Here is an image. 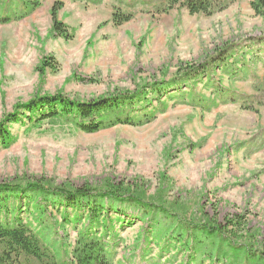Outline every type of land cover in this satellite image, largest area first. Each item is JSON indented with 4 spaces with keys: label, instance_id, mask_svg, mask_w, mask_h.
I'll return each mask as SVG.
<instances>
[{
    "label": "rangeland",
    "instance_id": "rangeland-1",
    "mask_svg": "<svg viewBox=\"0 0 264 264\" xmlns=\"http://www.w3.org/2000/svg\"><path fill=\"white\" fill-rule=\"evenodd\" d=\"M218 1L211 14L191 15L181 0H0V186L115 180L141 188L183 226L231 220L233 241L254 240L264 252V11L253 0ZM53 14L68 39L53 31ZM115 14L131 18L117 25ZM230 43L239 50L209 77L174 83ZM131 95L134 123L95 133L62 115L29 119L27 109L44 97ZM26 191H6L16 193L0 222H21L42 255L11 264L69 263L85 238L101 239L108 264H220L125 204L90 216Z\"/></svg>",
    "mask_w": 264,
    "mask_h": 264
},
{
    "label": "trees",
    "instance_id": "trees-1",
    "mask_svg": "<svg viewBox=\"0 0 264 264\" xmlns=\"http://www.w3.org/2000/svg\"><path fill=\"white\" fill-rule=\"evenodd\" d=\"M183 6L189 14H211L213 9L223 3L218 0H181ZM252 7L255 12L264 11V0H253ZM54 7V11H56ZM128 14H115L114 22L120 25L130 20ZM53 31L59 36L68 39L70 34L65 30L60 22L55 19L53 14ZM261 42L262 38H258ZM260 45H264L263 43ZM239 46V47H238ZM254 47V46H253ZM252 47V48H253ZM264 47V46H263ZM261 47L264 51V48ZM240 48L238 43H230L216 50L213 56L199 66L191 67L181 71L174 83H194L204 76L209 77L213 67L226 64L227 57L237 52ZM158 89L153 92L157 93ZM135 97V96H134ZM131 96H116L112 99H99L92 102L73 103L63 97H44L28 106L29 119L31 116L40 113V120L46 118H58L61 115L68 118L82 132L95 133L97 131L113 127L118 124H132L133 118L129 115L134 111V105L139 104L138 98ZM232 99L231 94H221V99ZM144 103V96L141 98ZM142 107V106H141ZM59 108L61 111L59 112ZM47 111V112H46ZM59 112V114H58ZM60 115V116H59ZM0 134L5 135L6 130L0 129ZM35 193L43 198H48L54 202L62 201V205L70 207H85L90 216L98 215V211L106 206L115 209L119 204H125L127 208L142 212L147 215L148 220L155 229H160L164 234L170 236L178 235L186 249L199 257H208L214 263L220 264H264V252L255 246L254 240L246 243H237L226 232L228 227L233 225V221L226 220L223 223L211 222L209 219L193 225L195 227L183 226L186 223L167 212L160 210L152 200L145 199L141 188L133 189L130 185L123 182L116 183L115 180H106L100 186L84 185L76 188L55 187L50 185L40 186L36 183L29 184L26 188L20 184H2L0 186V206L5 201L6 191H23ZM119 203V204H118ZM1 209V207H0ZM98 212V213H97ZM163 216L159 218L161 215ZM237 223V222H236ZM188 225V224H187ZM257 244V243H256ZM103 242L100 238H85L78 241L73 252V259L67 263L62 261L60 264H108L105 257ZM188 250V251H189ZM25 255L32 258H41L40 242L32 235L21 222H0V264H11L12 257Z\"/></svg>",
    "mask_w": 264,
    "mask_h": 264
}]
</instances>
